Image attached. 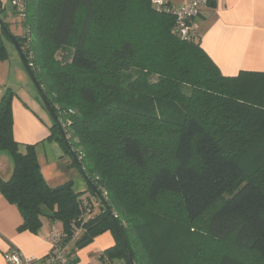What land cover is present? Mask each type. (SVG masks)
I'll return each mask as SVG.
<instances>
[{
    "label": "trees",
    "instance_id": "16d2710c",
    "mask_svg": "<svg viewBox=\"0 0 264 264\" xmlns=\"http://www.w3.org/2000/svg\"><path fill=\"white\" fill-rule=\"evenodd\" d=\"M25 7L26 34L20 37L2 18L0 0V61L9 58L3 36L22 52L44 106L56 118L47 140L69 156V167L83 170L93 195L89 201L99 210L82 218L84 192H75L71 183L55 192L36 181V145L21 150L14 141V93L6 90L0 98V151L10 157L12 171L7 180L0 178V193L21 214L17 231L36 234L45 218L58 222L67 237L79 229L91 240L110 233L114 245L100 262L130 264V256L133 264H199L189 257L179 260L168 242L176 243L169 236L205 219L209 237L222 249L216 264H264V70L222 76L198 36L182 41L173 34L174 17L164 11L171 7L158 11L151 0H25ZM59 49L69 64L56 71L52 55ZM103 65L115 83L131 68L158 75V86L143 89H158L164 101L152 109L157 112L151 119L168 127L164 142H157V134L149 145L143 133L106 123L109 99L97 104L98 89L84 80L99 75ZM73 80L77 89H66ZM72 90L88 111L67 115L63 124L55 104L62 111L72 106ZM255 147L257 163L247 174L239 159ZM168 152L170 161L164 160ZM100 184L110 200L97 190ZM149 204L158 210L144 218L139 210ZM162 230L170 233L162 236Z\"/></svg>",
    "mask_w": 264,
    "mask_h": 264
},
{
    "label": "rangeland",
    "instance_id": "374dc122",
    "mask_svg": "<svg viewBox=\"0 0 264 264\" xmlns=\"http://www.w3.org/2000/svg\"><path fill=\"white\" fill-rule=\"evenodd\" d=\"M1 1L3 4V8L5 9L1 16L2 18H4L5 22L8 23L10 31L14 35L20 37L26 34L21 18L16 13V11L11 8L10 0ZM2 40L5 44L9 58L6 61H0V82H5L0 84H5V86L10 88L9 90H11L12 93L16 94L22 99L24 104L31 108H34L32 110H35L34 114L39 116L37 118L38 121L43 127H45L46 130H48V128L51 127L53 120L43 104L42 97L35 83L31 79L23 62L21 61L15 45L3 36ZM52 57L56 63V71H60L62 68H65L69 64L68 56L62 49L56 50L53 53ZM143 74L145 76L139 74V71H137L136 69L131 68L130 70L121 72L119 80L116 83L110 82L111 72L106 69L105 65H103L99 69V75H97L99 76V79H97L96 76L92 78L87 77L84 80H88L86 81L87 83L89 82V84H92L95 89H98V92L96 94V101H98L97 104L101 105L102 103H104V97L109 99L110 107L107 111L108 116H105L104 118L106 123L110 124L111 122H114L117 126L132 130L136 134L143 133L141 134L143 135L142 139L143 141L146 139L149 145L156 141L157 134L161 135V137L157 138V142L160 141L162 143L165 141L166 136L164 131H167L169 129L168 127H162V125L155 123L151 119L152 117H155V112H157L153 111L152 109L161 107V105L164 104V101L159 98L160 91L158 93V89H143L144 87L158 86V75L150 74L146 70ZM70 75H72V73H69L68 76ZM79 76L80 75H77V77ZM133 82H136V88L133 86ZM71 83H73L72 86L69 85L68 87H66V89H77L76 83L78 84V82L75 83L73 80ZM71 83L69 82V84ZM104 87H106V89H104ZM183 87L184 86H181L182 93L185 96L191 95V90L186 87H184L183 89ZM72 92L73 94L72 96H70L72 106H68L66 110L62 111L59 110V106L55 104V109L58 111V113L62 112V116L59 119L63 124L65 120L64 117H67V115L82 116L88 111L87 105H85L78 94L74 90H72ZM140 96L142 97V99L137 101ZM153 100H155V103L149 105L148 101ZM144 101H146L145 104H143ZM123 107H129V109L136 114L126 113ZM76 142L77 139L75 138L73 140V143ZM167 142L171 148V141ZM34 145H36L35 154L39 172L42 175L44 182L53 190L65 184L71 183L72 189L75 192H84L85 194L83 195V197H86L88 195L87 202L89 203V209H91L92 206L89 198L93 195H91L90 192H87V183L80 171L76 168L68 166L70 163L69 156L63 152V150L56 142L48 141L47 138ZM260 147L262 148V146ZM257 149L256 147L252 148L251 150L242 154L239 159L240 164H242L247 174L250 173L253 169L252 165H254V163L256 165L257 163L255 159ZM78 150L80 151V149ZM164 160L170 161L169 152L168 158H165ZM11 171L12 163L10 157L7 153L0 151V178H2L3 180L8 179ZM138 183L139 187L141 188V183L139 182V180ZM99 188L106 192L107 199L105 198V200H110V193L106 186L100 184ZM92 210L93 213H96L99 210L98 206H93ZM157 210L158 208H156V206L149 204L146 205V208L140 209L139 213L144 218H150L152 216H155L153 212H156ZM54 225L57 229H60V224L58 222H55ZM49 226L50 222L47 219L43 218L42 225L38 230L37 235L41 234L42 232H46V230L49 229ZM169 230H162L164 232V234L162 233V236L167 232L170 233ZM177 231L181 232L180 228L177 229ZM184 231L185 232L181 235L177 233L176 235L169 236L174 237V241H177L176 243L168 242L174 249L173 254H175L179 260H182V262L185 258L189 257L197 259L199 261V264H216L218 261L219 253L220 251H222V249H220L221 247H219V245L209 237L206 220L204 219L198 225L185 227ZM82 233L83 232L79 229L75 233V239H73V237H68V240L64 245L66 255L68 256L69 260H74L76 264H99V257L102 254L103 249L106 248V245L108 243L112 241L114 243L112 235L110 233L102 234L93 239L89 245L78 248L77 244L78 241H80V239L83 237ZM230 247L231 246L227 244L225 246V250H229ZM235 254L239 256L240 251H237ZM246 255L250 263H255V259L253 256H251L248 252L246 253ZM119 263L121 264V262Z\"/></svg>",
    "mask_w": 264,
    "mask_h": 264
},
{
    "label": "crops",
    "instance_id": "0c3cea01",
    "mask_svg": "<svg viewBox=\"0 0 264 264\" xmlns=\"http://www.w3.org/2000/svg\"><path fill=\"white\" fill-rule=\"evenodd\" d=\"M189 1L164 0L165 5L171 8L180 7ZM212 3L206 5L193 22L201 49L224 77H235L239 72H263L264 0H213ZM9 89L5 84H0V98ZM32 109L14 94L11 102L12 135L21 150L23 146L40 143L50 135V128L46 130L40 124L37 119L39 116ZM21 224L18 208L0 193V264H7L4 256L11 249L26 258L37 260L49 253L47 235L55 223L50 222L49 229L38 235L27 231L18 232ZM58 230H62L61 225ZM113 245V241L108 243L103 251Z\"/></svg>",
    "mask_w": 264,
    "mask_h": 264
},
{
    "label": "built area",
    "instance_id": "2783aa9c",
    "mask_svg": "<svg viewBox=\"0 0 264 264\" xmlns=\"http://www.w3.org/2000/svg\"><path fill=\"white\" fill-rule=\"evenodd\" d=\"M153 5L158 11L164 8V0H152ZM11 8L16 11L19 17L25 19V0H10ZM207 5V0H190L188 3L177 8H164V11L171 13L174 17V25L172 28L173 34L182 41H192L197 36L196 28L193 24L194 20L199 16L201 10ZM59 118L62 116L58 114ZM102 197L107 199L106 192L98 188ZM91 206H93L91 204ZM81 217L89 216L92 213V208L89 209L87 197L80 204ZM78 231V230H77ZM75 231V233L77 232ZM75 233L71 237L75 239ZM67 235L52 226L47 240L50 244L49 253L40 260L26 258L15 249H11L5 254L4 259L7 264H76L74 260H69L65 253L64 245L67 241ZM99 264H112L106 259Z\"/></svg>",
    "mask_w": 264,
    "mask_h": 264
},
{
    "label": "water",
    "instance_id": "95a60500",
    "mask_svg": "<svg viewBox=\"0 0 264 264\" xmlns=\"http://www.w3.org/2000/svg\"><path fill=\"white\" fill-rule=\"evenodd\" d=\"M16 49H17V51H18V54H19V56H20L21 61L23 62V64H25V60H24V57H23L22 52H21L18 48H16ZM42 99H43V98H42ZM46 107H47V109H48V112H49L50 116H51L52 119L55 121L56 118H55L54 114L52 113L51 108H50L48 105H47ZM79 171H80V173L83 175L84 179H86V176H85L83 170L80 169ZM34 177H35L36 181H41V180H43V177H42V175L40 174L39 171H37V172L34 173ZM67 187H71V184H68ZM62 189H63V187H58V188L55 189L54 191L57 192V191H60V190H62ZM79 242H82V243L78 246V248H82V247H84V246L89 245V244L92 242V240H91V239H88L87 236H83V237L80 239ZM129 259H130V264H133L130 256H129Z\"/></svg>",
    "mask_w": 264,
    "mask_h": 264
}]
</instances>
